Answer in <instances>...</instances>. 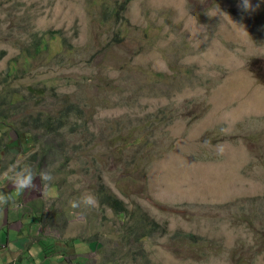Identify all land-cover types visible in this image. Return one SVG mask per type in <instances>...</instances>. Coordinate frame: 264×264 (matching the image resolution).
I'll return each mask as SVG.
<instances>
[{
    "label": "rangeland",
    "instance_id": "rangeland-1",
    "mask_svg": "<svg viewBox=\"0 0 264 264\" xmlns=\"http://www.w3.org/2000/svg\"><path fill=\"white\" fill-rule=\"evenodd\" d=\"M249 2L0 0V193H21L9 166L53 177L24 197L43 214L29 229L75 241L57 264H264V0ZM40 103L68 109L61 137L23 124ZM85 192L95 205L72 207Z\"/></svg>",
    "mask_w": 264,
    "mask_h": 264
},
{
    "label": "clouds",
    "instance_id": "clouds-1",
    "mask_svg": "<svg viewBox=\"0 0 264 264\" xmlns=\"http://www.w3.org/2000/svg\"><path fill=\"white\" fill-rule=\"evenodd\" d=\"M242 9L245 12L252 10V5L250 4L249 0H242ZM233 23L244 29V26H243L242 23H240V24H237L236 22H233ZM12 144H14V143H12ZM262 153H263L262 157L264 158V152L262 151ZM3 175L10 182V184L12 185L13 189L15 190V192L17 194L21 192L19 194V196H17L15 199L19 200V198H20L21 200H25V201H24V205H22L19 209L14 210V208H12L13 205H5V206L3 205V204H6L8 202H11L14 198H11V197L7 196V194L1 192L0 193V211L4 210L3 212H6V217H7L6 223H9V222L12 221V214L13 213L16 212V213L20 214V217L22 218V221H20V223H15L14 221H12V225L17 227V228H21L28 235L26 238H31V237L35 236L37 231L39 230V229L36 230V229H33V228L29 229L30 226H33L34 224H37V222H38L37 218H34V214H36V215L38 213L41 214L40 224H42V215L43 214L40 211H37L36 209H32L33 206H31V207L29 206L30 204H34L35 205L37 203H40V201L36 200V201L30 202L28 205L25 204V203L29 202V200H31L30 197H24L25 194H26V190L25 189H27V188H29V187H31L33 185V181H34V179L36 177H39V179L42 182H45V183L50 182L53 179V177L49 173H45L43 171L36 172L33 169V167L31 166V164H27V163L22 165V166H19V167L9 166V168L3 173ZM70 203H71L72 207H78L81 204L84 205V206L91 207V206L95 205L96 197L90 192H85V193H82L79 196L78 200L71 201ZM6 206H8V207H6ZM41 206H44V201H41ZM24 220H28L27 221L28 223L22 224ZM146 224L148 225L149 223H146ZM2 228L11 231V229H9L6 226H3ZM12 230H14L13 227H12ZM29 230H30V232H29ZM12 238H15V242L14 243H13ZM12 238L8 237V240L11 241V242H9V244L13 243V245L17 243L18 240H16V239L27 240L25 237H22V238L12 237ZM41 239L42 238L36 237L37 243H38V241H41ZM27 241H29V240H27ZM71 241L75 242L74 240H71ZM71 241H69V242H71ZM41 242L43 244L46 243V242H43V241H41ZM37 243L36 242H30L29 243V247L38 246ZM66 244H67V242L58 243L57 240H56L55 241V247L54 248H50L51 249V254H48V252L46 250L47 247H44V246L40 245L39 248L42 251H45L44 253H46L49 256H52L54 254L60 255V254H63L64 251H67L70 248L72 249L71 243L67 244V245ZM64 245H66V248H64ZM12 249H14L16 251L15 248L9 249L8 245L0 246V251H8V250H12ZM74 251H75V247H74ZM74 253H72L69 256H73ZM66 256L67 255H65V254L62 255V257L64 259L66 258Z\"/></svg>",
    "mask_w": 264,
    "mask_h": 264
},
{
    "label": "crops",
    "instance_id": "crops-1",
    "mask_svg": "<svg viewBox=\"0 0 264 264\" xmlns=\"http://www.w3.org/2000/svg\"><path fill=\"white\" fill-rule=\"evenodd\" d=\"M0 184H3L2 181H0ZM5 188V187H3ZM8 205H13L12 208H14V210H17L20 208V203L18 202V200L14 199L11 203H9ZM17 208V209H15ZM13 210V211H14ZM3 213V212H1ZM0 213V246L2 245H8L9 249L11 248H15L16 251L15 252H11L8 253L7 251H0V264H57L58 262H61L60 260H57L55 258V256H61L63 254L69 256L72 253H74L75 251L71 250H67L64 251L63 254L60 255H52L49 256L46 253H44L39 247L44 246V247H49V248H54L55 247V242H54V237H48V236H39V233L37 232L35 236L28 238V240L31 241H35L36 237L38 238H43L42 240H44V242L46 243H42L41 241H36V243L38 244V246H33L32 249L31 247H29V241L27 240H23V239H18L17 243L13 245L9 244L8 240V233H12V230L9 231L7 229H3L2 227L5 226L3 223H6L7 217L6 214H1ZM17 228V227H14ZM23 231V230H22ZM24 232V231H23ZM26 234L25 232L23 233V235ZM28 235L26 234L24 237L26 238ZM12 237H17L14 236L12 234ZM11 237V238H12ZM19 238V237H18ZM22 238V237H20ZM64 248H66V245H64Z\"/></svg>",
    "mask_w": 264,
    "mask_h": 264
},
{
    "label": "trees",
    "instance_id": "trees-1",
    "mask_svg": "<svg viewBox=\"0 0 264 264\" xmlns=\"http://www.w3.org/2000/svg\"><path fill=\"white\" fill-rule=\"evenodd\" d=\"M43 39V38H42ZM41 41V39H39L36 43H35V45H34V49H35V51L37 52V54L39 55V54H41V52L43 51V50H45V49H47L48 48V46H47V44H44L43 46H41V43H39ZM42 54H44V52H42ZM26 67H29V64H28V61L27 60H25V65H23V69H25ZM8 71H11L12 72V74L13 75H15L16 73H17V71H18V68L15 66H13L12 68H11V70H8ZM30 101V100H29ZM29 103V102H28ZM41 104L42 103H40V104H38L39 105V109H44L45 108V106H41ZM1 110V109H0ZM2 111V110H1ZM63 112H65V111H63ZM63 112H59V115L58 116H51L49 119H47L46 117L48 116L47 114H49L48 112H45V111H38V112H36V113H39L37 116H35V117H33V119L31 118L29 121H27L26 120V116L25 117H23L22 118V121H23V124H25V123H30V122H34V120H36V119H39L40 120V122H39V124H35V125H33V127L34 128H36V129H34L35 131H37V132H42V133H44V134H48V137H59V135H58V132L59 131H61L62 129H63V126L64 125H66L67 123H69V121H68V118H66L67 116H66V113L64 114ZM8 116H9V114H7ZM6 116V113H3V112H0V118L1 117H5ZM53 117V118H52ZM54 118H55V120H54ZM24 127H25V125H23ZM56 126V129H54L53 131H50V130H52L54 127ZM57 126H58V128H57ZM23 127V128H24ZM18 133H21V132H18ZM21 134H23V133H21ZM33 135V137H31L32 139H35V137H34V134H32ZM60 137H61V135H60ZM27 142L29 141V140H26ZM107 201H110V202H112L113 203V206H114V208H115V210H120L121 209V206L118 204V203H116V200H114V199H112V200H109V199H106ZM105 201V200H104ZM105 203L109 206V204L105 201ZM121 213H119V216L121 217ZM147 217V216H146ZM148 218V217H147ZM140 224H141V226L142 227H145L147 224H146V222H144L143 220H142V218H141V221H140ZM134 227H137V228H140L139 227V222H137V223H134ZM138 231L139 230H137V231H135V234L137 235V233H138ZM192 238H194V236H191ZM193 240V239H192ZM71 243V246H72V250L74 251V247H73V245H74V242L73 241H71V242H67V244H70ZM66 244V245H67Z\"/></svg>",
    "mask_w": 264,
    "mask_h": 264
},
{
    "label": "bare ground",
    "instance_id": "bare-ground-1",
    "mask_svg": "<svg viewBox=\"0 0 264 264\" xmlns=\"http://www.w3.org/2000/svg\"><path fill=\"white\" fill-rule=\"evenodd\" d=\"M69 109H71V107H70ZM65 110H66V116H67L66 118H68V115H67V113H68L67 110H68V109H65ZM63 111H64V110H62L61 112H63ZM58 115H59V113H58L56 116H58ZM36 121H37V120H34V123H36ZM65 126H66V125H64L63 128H64ZM54 129H56V127H54V128L52 129V131H53ZM76 130H77V129H75V127H74V128L71 129L70 131H76Z\"/></svg>",
    "mask_w": 264,
    "mask_h": 264
}]
</instances>
